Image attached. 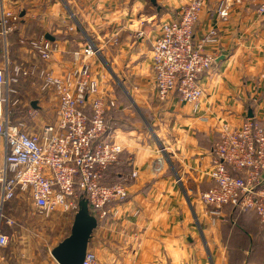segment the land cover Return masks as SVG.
<instances>
[{"label":"crops","instance_id":"obj_1","mask_svg":"<svg viewBox=\"0 0 264 264\" xmlns=\"http://www.w3.org/2000/svg\"><path fill=\"white\" fill-rule=\"evenodd\" d=\"M39 1H1L19 14L7 37L15 32L27 42L28 22L35 21L53 47L49 60L39 57L56 75L71 68L74 53L92 40L99 54L91 72L116 102L107 134L123 152L105 179L124 183L128 195L92 232L87 249L97 264H264V233L254 215L213 214L198 200L213 184L205 172L221 125L239 126L248 112L264 118V15L243 3L231 6L223 20L217 15L221 0H205L195 40L214 28L216 40L205 50L217 53L200 78L203 95L194 109L176 94L156 97L149 40L190 0H44L42 11ZM141 29L150 37H138ZM2 46L9 61V44ZM31 101L47 122L53 119L52 102ZM39 264L57 262L50 255Z\"/></svg>","mask_w":264,"mask_h":264},{"label":"built area","instance_id":"obj_2","mask_svg":"<svg viewBox=\"0 0 264 264\" xmlns=\"http://www.w3.org/2000/svg\"><path fill=\"white\" fill-rule=\"evenodd\" d=\"M1 1L0 39L5 42L19 14ZM243 3L254 4L256 13L264 15V0H221L217 15L225 20L231 6ZM204 6L205 0H190L177 16L159 24L151 39V31H137L138 37L151 40V70L159 100L176 94L180 102L195 109L203 95L200 78L212 68L217 53L205 50L216 40L214 28L195 40V26ZM29 44L43 60L50 59V42L40 38ZM74 54L68 70L58 75L46 69L41 72L43 87L53 91L57 106L53 119L42 121L32 131L9 119L8 107L16 102H11L16 90L10 86L17 81L18 70L9 72L6 59L0 64V224L13 223L3 215V206L18 193H26L34 212L44 218L73 217L80 190L98 222L114 214L112 204L127 198L124 183L105 182V173L119 161L123 147L108 136L104 121L115 99L91 72L90 61L99 54V47L87 39ZM87 106L90 117L84 112ZM25 116L35 120L39 112L28 107ZM205 175L213 184L198 193L204 207L218 210L230 204L235 210H253L264 221V118L246 116L239 126L222 124ZM8 243V235L0 229V264H5L3 250ZM82 264H97L89 249Z\"/></svg>","mask_w":264,"mask_h":264},{"label":"rangeland","instance_id":"obj_3","mask_svg":"<svg viewBox=\"0 0 264 264\" xmlns=\"http://www.w3.org/2000/svg\"><path fill=\"white\" fill-rule=\"evenodd\" d=\"M39 2V11H42L46 3L44 0ZM28 24V31L25 32L27 42L21 43L15 32L6 36L5 42L0 39V64L4 62L2 44H6L7 41L9 44L7 52L11 62L9 72L15 73L16 68L18 70L17 81L10 86L16 90L11 102H16L10 103L8 107L9 119L15 124L23 123L22 126L27 131H32L38 130L40 123L47 120L46 115L43 114L42 117L39 115L37 119L29 120L26 119L23 108L26 109L31 100L43 98L45 102H52L50 105L53 107L50 111L53 109L55 111L57 100L55 101L52 90L44 89L41 72L45 70V62L29 44L31 40L43 38V35H40L35 21H30ZM127 99V102L131 101L129 97ZM211 211L222 212L221 209H211ZM3 215L13 221L11 225H5L3 222L0 224L1 231L9 237L8 246L3 250L6 256L5 264H39L42 259H47L50 257V250L69 234V225L72 222L70 215L58 214L44 218L36 214L26 193H18L9 203L4 204Z\"/></svg>","mask_w":264,"mask_h":264},{"label":"water","instance_id":"obj_4","mask_svg":"<svg viewBox=\"0 0 264 264\" xmlns=\"http://www.w3.org/2000/svg\"><path fill=\"white\" fill-rule=\"evenodd\" d=\"M30 106L36 108V102L31 101ZM248 113V117H252L251 112ZM97 224V219L89 213L87 201L80 199L78 209L72 217L69 234L50 250V255L57 264H82L89 239Z\"/></svg>","mask_w":264,"mask_h":264},{"label":"trees","instance_id":"obj_5","mask_svg":"<svg viewBox=\"0 0 264 264\" xmlns=\"http://www.w3.org/2000/svg\"><path fill=\"white\" fill-rule=\"evenodd\" d=\"M113 108H114V107L110 108V110H108V111L106 112V114H105V118H104L105 125H106V128H107V133H108V130H109V125H108L107 116L110 114V112L113 110ZM26 109H27V108H26ZM26 109L23 108L22 111L24 112ZM84 112L86 113V115H87L88 117L91 116V109H90L89 106H87V107L84 108ZM105 175H106V173H105ZM105 182H107L106 179H105ZM107 183H114V182H109V181H108ZM78 193L80 194V199H84V200H86L85 196L82 194V192H81L80 190H78ZM220 209H221L222 211H223L224 209H227V210H229V211L232 212V213L235 212V216H238V217L241 215V213H247V214H252V215H254L255 218H256V220H257L256 222H257L259 225H261V227H262L258 233H260V234L264 233V221H261V220L259 219V217L256 215L255 211H253V210H245V211H243V210H240V209H236V210H235L230 204H225V205H223ZM88 210H89V213L95 217V211L93 210V208H91L90 206H88ZM229 211H227V212H229ZM230 212H229V213H230ZM246 229L250 232V227L248 228V225H247Z\"/></svg>","mask_w":264,"mask_h":264}]
</instances>
